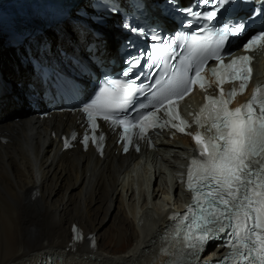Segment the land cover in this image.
<instances>
[{"label":"bare ground","instance_id":"obj_1","mask_svg":"<svg viewBox=\"0 0 264 264\" xmlns=\"http://www.w3.org/2000/svg\"><path fill=\"white\" fill-rule=\"evenodd\" d=\"M65 34L64 45L79 36L68 26ZM11 39L0 26V54L11 52L1 57L9 64L0 59V72L15 76L12 54L24 56L26 50L12 52ZM80 119H39L28 110L18 120L0 118V264H171L177 259L164 242L166 213L181 209L184 197L171 172L189 153L188 139L169 141L143 157L115 154L111 140L102 158L78 147L61 152L59 135ZM134 173L145 176L139 182ZM72 224L96 236L93 248H72ZM132 225L131 241L111 251L102 248L107 240H125Z\"/></svg>","mask_w":264,"mask_h":264},{"label":"snow or ice","instance_id":"obj_2","mask_svg":"<svg viewBox=\"0 0 264 264\" xmlns=\"http://www.w3.org/2000/svg\"><path fill=\"white\" fill-rule=\"evenodd\" d=\"M230 2L216 0V7L206 14H190L214 21L220 6ZM212 28L207 35H201L206 31L201 27L200 32L185 35L180 43H166L164 48L153 45L148 53L152 63L147 67L156 69L150 75L159 78L147 85L151 100L141 103L140 109L146 110H137L135 116L129 115L128 108L134 94L143 91L134 83L140 77L107 79L82 109L91 133L86 132L82 142L85 147L90 141L100 147L104 137L95 135L98 120L123 129L124 151L134 139L148 140L156 129L170 127L190 135L198 157L191 159L187 170L186 185L192 193V205L180 216L173 237L181 245L180 256L195 261L210 242L226 236L222 246L230 251L217 264H264V84H257L247 102L231 107L235 97L248 87L252 57L232 56L226 47L244 31L245 25L225 23L217 27L214 23ZM243 48L245 52L264 48V30L252 35ZM225 56L230 57L229 62H225ZM209 61H215L216 66L210 67ZM126 63L129 67L123 71L124 77L129 76L138 59L133 57ZM236 82L238 88L225 91V84ZM213 85L218 89L217 95L208 94ZM194 86L205 93V103L197 113L190 114L189 123L177 109ZM192 124L197 131L186 132ZM171 264H182V260Z\"/></svg>","mask_w":264,"mask_h":264},{"label":"rangeland","instance_id":"obj_3","mask_svg":"<svg viewBox=\"0 0 264 264\" xmlns=\"http://www.w3.org/2000/svg\"><path fill=\"white\" fill-rule=\"evenodd\" d=\"M4 54H11V52H8L6 51L5 53H1L0 54V59L1 57L4 55ZM11 59V62H12V58ZM4 61V66H6L7 64H9L6 60H3L1 59V62ZM7 69H10V67H7ZM20 116L22 117L21 113H20ZM20 118V117H19ZM18 118V119H19ZM17 119V120H18ZM23 120V119H22ZM20 120V121H22ZM134 176H135V179L138 180L139 182H141V180L144 178L145 175H142V176H139V174H136L134 173ZM3 191L0 190V194L2 193ZM86 194V193H85ZM83 202H85V200L83 199ZM112 233L114 234L115 233V229H112ZM126 233H127V238L125 240H122L120 242L117 243V240L116 238L114 240L110 239V240H107V242H102V248H104V250H108V251H111L113 249H119L120 247H122L123 245L127 244L128 241H131V239L133 238V225L131 226V228L128 227V229L126 230ZM130 239V240H129Z\"/></svg>","mask_w":264,"mask_h":264}]
</instances>
